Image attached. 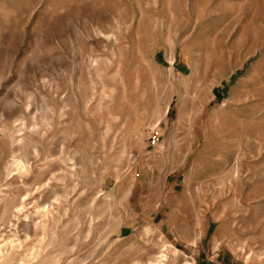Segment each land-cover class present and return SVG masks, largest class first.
I'll return each instance as SVG.
<instances>
[{"label": "rangeland", "instance_id": "374dc122", "mask_svg": "<svg viewBox=\"0 0 264 264\" xmlns=\"http://www.w3.org/2000/svg\"><path fill=\"white\" fill-rule=\"evenodd\" d=\"M163 255L264 264V0H0V264Z\"/></svg>", "mask_w": 264, "mask_h": 264}, {"label": "crops", "instance_id": "0c3cea01", "mask_svg": "<svg viewBox=\"0 0 264 264\" xmlns=\"http://www.w3.org/2000/svg\"><path fill=\"white\" fill-rule=\"evenodd\" d=\"M180 136H181V138L179 139L180 142H179V144L176 147L171 145V140L165 139L164 140L163 148L164 149H169V150H174V152H175L176 149L179 148L180 152H182V153H188V151L191 150L192 147L194 146V144L193 143L190 144L189 141H191L193 139L194 140L195 139L197 140L198 138L197 137H191L190 138L189 136H186L184 134H182ZM209 139H210V137L209 136H206V139L205 140H207V141L205 142L203 148L204 147L207 148L208 144L211 143ZM237 264H240V263H237ZM241 264H243V263H241Z\"/></svg>", "mask_w": 264, "mask_h": 264}, {"label": "bare ground", "instance_id": "6f19581e", "mask_svg": "<svg viewBox=\"0 0 264 264\" xmlns=\"http://www.w3.org/2000/svg\"><path fill=\"white\" fill-rule=\"evenodd\" d=\"M150 264H165L164 255L157 260V262H152Z\"/></svg>", "mask_w": 264, "mask_h": 264}]
</instances>
